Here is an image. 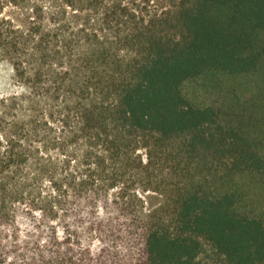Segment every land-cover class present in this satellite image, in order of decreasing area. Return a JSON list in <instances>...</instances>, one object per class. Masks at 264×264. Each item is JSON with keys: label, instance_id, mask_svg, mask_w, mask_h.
<instances>
[{"label": "trees", "instance_id": "obj_1", "mask_svg": "<svg viewBox=\"0 0 264 264\" xmlns=\"http://www.w3.org/2000/svg\"><path fill=\"white\" fill-rule=\"evenodd\" d=\"M156 1L0 0V264H264L240 193L164 175L235 148L264 173L183 92L264 67V0Z\"/></svg>", "mask_w": 264, "mask_h": 264}, {"label": "rangeland", "instance_id": "obj_2", "mask_svg": "<svg viewBox=\"0 0 264 264\" xmlns=\"http://www.w3.org/2000/svg\"><path fill=\"white\" fill-rule=\"evenodd\" d=\"M156 2L172 7L179 0ZM9 87L7 77L4 88ZM183 92L196 104L213 105L220 109L222 121L239 128L251 148L257 150L264 160V67L240 76L217 74L189 80L184 83ZM240 160L235 148L231 154L209 157L198 165L190 166L189 176L184 182L175 162L166 164L164 175L167 176L166 182L178 183L179 186L186 182L206 183L210 189L236 190L242 197L246 213L264 218V173L235 168ZM145 194L152 196L151 202L155 206L163 201L161 193L150 191ZM208 248L210 254V246Z\"/></svg>", "mask_w": 264, "mask_h": 264}, {"label": "clouds", "instance_id": "obj_3", "mask_svg": "<svg viewBox=\"0 0 264 264\" xmlns=\"http://www.w3.org/2000/svg\"><path fill=\"white\" fill-rule=\"evenodd\" d=\"M13 71L10 66H7L4 62H0V97L6 95L4 81Z\"/></svg>", "mask_w": 264, "mask_h": 264}]
</instances>
